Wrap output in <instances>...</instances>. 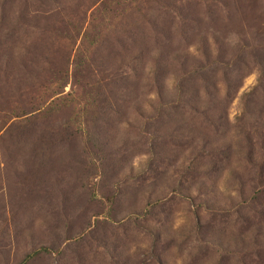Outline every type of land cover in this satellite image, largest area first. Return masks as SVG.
Here are the masks:
<instances>
[{
	"label": "rangeland",
	"instance_id": "1",
	"mask_svg": "<svg viewBox=\"0 0 264 264\" xmlns=\"http://www.w3.org/2000/svg\"><path fill=\"white\" fill-rule=\"evenodd\" d=\"M7 1L0 103L45 70L80 109L0 104V264H264V0Z\"/></svg>",
	"mask_w": 264,
	"mask_h": 264
},
{
	"label": "trees",
	"instance_id": "2",
	"mask_svg": "<svg viewBox=\"0 0 264 264\" xmlns=\"http://www.w3.org/2000/svg\"><path fill=\"white\" fill-rule=\"evenodd\" d=\"M7 0H1L0 1V10L3 11L5 10V6L7 7ZM123 3V0H117V2H108L106 5V8H110L112 7L114 4L118 5L117 8H122L121 4ZM21 5L23 7V11L25 12V14L28 12V8L32 7V1L30 3L27 2V0H25L24 2L21 1ZM130 9H127L126 11H124L125 13H128L132 10V7L135 6L136 7V3L132 4V7L130 6V3L128 4ZM36 8V5L34 6V10ZM0 11V12H1ZM118 11V10H116ZM2 19L6 20L7 19V23L9 22L10 18L7 15H5V13L1 14ZM144 20H148L145 16H143ZM110 22V21H109ZM109 22H107V24H109ZM112 24V23H111ZM113 25V24H112ZM114 26V25H113ZM115 27V26H114ZM7 30H9L10 32H13L12 30V26L7 27ZM5 29V35L7 34V37L10 38V34L8 33V31H6ZM71 30L75 31V32H79V27H75L72 26ZM90 28L88 29L87 32L84 33L85 36H88L93 42H91V47H93V45H96L99 41L100 38L103 36H106L107 34V30L106 28L103 29L102 32L97 31V30H93L94 32L91 34L90 32ZM183 32V31H182ZM90 36H89V34ZM105 34V35H104ZM118 36V35H117ZM116 36V37H117ZM3 38V37H2ZM118 38V37H117ZM205 40V38H204ZM117 41V40H115ZM0 42L2 43V45L7 46V40H0ZM158 42V41H155ZM217 39L215 40V43L217 44ZM92 49V48H91ZM29 50H27L26 52H28ZM91 51V50H90ZM90 51L84 52V55H86L84 58L86 60V63L88 61V56L90 55ZM204 54L206 56L207 53L206 51H204ZM32 56V55H31ZM135 58H138L137 56ZM134 58V60H135ZM218 60H220V55L217 56ZM173 59H175V57H173ZM89 64V62H88ZM184 62H180V66L183 68L184 66V70H185V65H183ZM87 65V64H86ZM213 63H211L208 61H201L199 63V67L197 68L196 71L204 74L208 69L210 72H214L215 70H212ZM182 74H184V72L181 71ZM229 73L226 72V75ZM45 70L41 73V77L39 76H34L32 75V80H28L25 82V87L22 89L23 92V96H17L16 93H11V91H9V93L6 95L5 99L2 100V102L0 104L4 105V107H1L7 111L12 110L13 114H16V109H19L18 106L21 105L22 103L26 106L29 107L28 110H22L20 113H18V115L16 114L15 116H26L29 113L32 112L31 109L36 107H41L44 106L46 107V115L42 116V118L44 119H48L49 118V110H54V109H70L73 114H75L74 116H72V119H74L75 116H79V109H80V105H78V103L76 102V98L78 97L77 93L75 92L74 89V85L71 87L70 91L67 93H64V88L66 86V81L61 80L60 81V77H63L64 75L60 72H55L54 75L52 77H42L44 76ZM60 76V77H58ZM67 76V75H65ZM188 77H191L190 75ZM185 77V82L183 81H179L175 84L174 88H175V92L176 94L174 95L173 98H168L165 94L166 91H168L167 86L165 85L163 79L162 81H159L157 79V77L154 78V85L155 86V98H156V103H158V107H162L165 108L167 107H173L175 108L177 106V100L178 99H182L184 103H186L187 100V93L186 90L188 88H190L191 86L190 83L187 84V81H189L190 78ZM166 104H170V105H166ZM39 109V108H37ZM2 109H0L1 112ZM40 112V109L38 110L37 113ZM26 117H24L25 119ZM2 115L0 114V130L2 129L4 122H2ZM32 119V118H30ZM22 120V119H21ZM27 121H29V119H26Z\"/></svg>",
	"mask_w": 264,
	"mask_h": 264
}]
</instances>
